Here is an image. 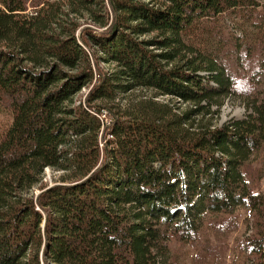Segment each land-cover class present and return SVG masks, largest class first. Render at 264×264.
I'll return each mask as SVG.
<instances>
[{"label": "trees", "instance_id": "16d2710c", "mask_svg": "<svg viewBox=\"0 0 264 264\" xmlns=\"http://www.w3.org/2000/svg\"><path fill=\"white\" fill-rule=\"evenodd\" d=\"M233 96L251 112L213 126ZM263 151V2L0 0V264H175L239 208L264 264ZM47 168L72 176L36 196Z\"/></svg>", "mask_w": 264, "mask_h": 264}, {"label": "rangeland", "instance_id": "374dc122", "mask_svg": "<svg viewBox=\"0 0 264 264\" xmlns=\"http://www.w3.org/2000/svg\"><path fill=\"white\" fill-rule=\"evenodd\" d=\"M259 1L264 3V0ZM99 67L104 71L109 69L107 65L103 64H101ZM88 93L89 88L83 89L82 92L76 97V101H81L84 103ZM153 96L154 93L152 91L139 90L132 93L129 97V100H147L152 99ZM156 100L169 104V106L175 110L174 113L178 115L183 114L186 110H188V108H190L189 104H184L175 99L173 100L165 97H159ZM128 104L129 101L128 103H124V108H128ZM248 105L249 100L245 96H233L225 98L221 107H213L211 110L214 113L213 116H211L212 125L215 127H222L232 120H240L245 118L246 115L251 112V110H248ZM105 112L107 113L108 118L111 119L112 113L108 109L105 110ZM262 158L264 161V151L262 153ZM259 160V164H261V162L264 163L261 161V159ZM255 165L257 168H260L259 165ZM71 176V173L47 168L42 175L41 184L37 185L33 189V194L38 196L41 185L50 186L55 183L63 182V179L67 180ZM256 186L264 192V178L259 183V186L257 184ZM233 218L237 220V227L235 229L233 227L231 229L224 228L227 230L226 233H221L220 230V228L223 227V223L221 222L224 220L222 218H217L215 221L209 219L208 224L202 232L201 238L192 245L183 244L176 239H172V241L169 243L170 261L174 262L175 264H251L250 260L244 259L245 255L244 253H241L239 246L241 242L245 238L249 237L252 233V220L250 212L244 208H239L235 211ZM249 219L250 222H248ZM226 220L232 222L231 217H227ZM207 247H210V251L207 250ZM213 252L215 253L216 258H214L215 255ZM201 260H203V262H201Z\"/></svg>", "mask_w": 264, "mask_h": 264}, {"label": "built area", "instance_id": "2783aa9c", "mask_svg": "<svg viewBox=\"0 0 264 264\" xmlns=\"http://www.w3.org/2000/svg\"><path fill=\"white\" fill-rule=\"evenodd\" d=\"M99 118L101 120V122L106 125L109 126L111 123V119L108 118L107 113L105 111H103L100 115Z\"/></svg>", "mask_w": 264, "mask_h": 264}]
</instances>
